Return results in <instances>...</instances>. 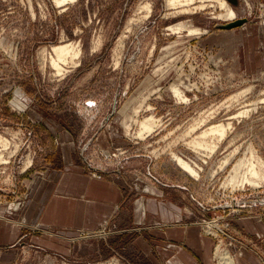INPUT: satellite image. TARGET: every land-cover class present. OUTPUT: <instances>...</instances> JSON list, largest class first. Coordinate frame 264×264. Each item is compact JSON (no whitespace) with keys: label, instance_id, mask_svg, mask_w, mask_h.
<instances>
[{"label":"rangeland","instance_id":"1","mask_svg":"<svg viewBox=\"0 0 264 264\" xmlns=\"http://www.w3.org/2000/svg\"><path fill=\"white\" fill-rule=\"evenodd\" d=\"M147 1L153 12L142 18ZM228 1L236 20H248L243 26L219 28L233 21L218 18L217 6L184 14L166 0H0V150L8 161L0 163V264H145L118 247L112 224L82 228L88 221L79 216L67 226L40 225L32 202L52 168L120 187L123 210L152 197L200 210L201 231L215 240L214 264L221 263L218 246L234 257L243 247L264 264V239L236 222L245 216L264 222V186L225 185L248 148L264 161V0ZM178 23L202 32L168 28ZM67 42L79 56L69 55L59 74L52 49ZM173 83L187 101H179ZM249 108V115L232 118ZM151 115L161 123L139 138V121ZM225 122L232 123L225 139L208 137L214 152L190 144ZM69 131L74 146L64 151ZM174 153L198 163L200 177L182 170ZM54 182L66 184L62 177ZM66 188L57 196L82 200ZM227 204L235 207L224 212ZM214 218L227 236H216Z\"/></svg>","mask_w":264,"mask_h":264},{"label":"crops","instance_id":"2","mask_svg":"<svg viewBox=\"0 0 264 264\" xmlns=\"http://www.w3.org/2000/svg\"><path fill=\"white\" fill-rule=\"evenodd\" d=\"M70 134H73V131H69V141L62 140L70 146L64 144V151L74 146V136ZM105 134V132L100 136L98 134V139L101 141ZM63 158L68 165L72 161L67 153ZM60 177L66 184L63 183L64 185L58 188L54 181ZM44 180L42 187L34 194L35 202H32L38 211L34 214L39 213L40 225L67 226L69 223L80 221H74L75 217L83 216L88 223L79 225L82 228H107L105 225L112 224L111 226L117 230L115 234L120 239L118 247L129 249L131 254L136 253L145 258V264H214L215 240L201 231L198 223L201 220L200 210L182 205L175 200L159 201L154 197L134 205L130 211L126 206L123 210L124 204L121 203L125 196L123 190L104 181L103 178L91 177L85 171L80 175L69 176V168L66 172L52 168ZM68 183L69 188H66L65 192L77 191L82 200L74 201L69 200V197L57 196L59 189L68 186ZM231 207L235 205L227 204L222 209L226 212V209ZM236 222L247 234L251 233L264 239V222L259 218L238 217ZM10 224L13 225V222ZM14 224L19 228L24 225L23 222ZM139 225L143 227L139 228ZM243 249L240 248L235 257L239 261L237 264H261L256 256Z\"/></svg>","mask_w":264,"mask_h":264},{"label":"bare ground","instance_id":"3","mask_svg":"<svg viewBox=\"0 0 264 264\" xmlns=\"http://www.w3.org/2000/svg\"><path fill=\"white\" fill-rule=\"evenodd\" d=\"M68 1L70 2V1H74V0H55V3L58 5H62ZM166 1H167L168 8L171 7V8H177L178 9V6L182 7V10L177 11L178 13H184L185 14V13H189V12L196 11V10L197 11L202 10V9H205L209 6H214V7L217 6L221 9V13L218 14L219 16L217 15L218 18H222V19L227 20V21H234L238 18L237 10H235V8L229 3L228 0H166ZM195 4H197V5H195ZM140 9L141 10L143 9L145 11V15L142 13L144 15L142 18L150 17L152 12H153L152 2L147 1V3L143 4ZM173 13L174 12H172V14ZM132 21H133V18H132L131 22L129 21V23L132 24ZM133 22H137L136 19ZM127 28L132 29L130 24L128 25ZM168 28L174 32H181L182 30L187 29V28H188L187 30L190 33H201L202 32V30L200 28H196V27L195 28H189L184 23L183 24L178 23V25H175V26L173 25V26L168 27ZM203 31L205 32L206 30H203ZM121 43H123L122 38H120V43H119L120 46H121ZM77 47L78 46H76L75 43H69V42H67L65 44L62 43V44L53 46L52 51L55 54V57H52L51 63L53 65V67L56 68V70L59 74L63 73L64 68H63L62 64H65L69 55H71L74 58L79 56L80 50ZM173 84H171V86H172L171 88L174 91L173 93H175L176 96H178L180 98L179 101H181V100L187 101L186 96L183 95L181 90H180L181 88L179 89L180 86L178 87L177 85H175L176 83H173ZM153 91H154V89H153ZM239 96H235V97L233 96L234 100L236 97L239 98ZM233 97H232V99H233ZM232 99H229V100L234 101ZM262 101H263V99H262ZM186 103H188V102H186ZM229 103H231V102H229ZM250 110H252V109H250V108L245 109V110L241 111L238 115L233 116L232 118L247 116L251 112ZM139 111H137V112H139ZM208 115H210V114H208ZM129 118H130V116H129ZM132 120H134V119H132ZM159 122L160 121L154 115L145 117L142 121H139L140 131H138V137L139 138H145L146 134H150V133L154 132L155 129L159 126ZM127 125H129V124H127ZM231 127H232L231 122H228V123L225 122V123H220V124H216V125H211L209 128L203 130L201 132V134H199L196 138L192 139L190 144L193 146V148H196L198 150L199 149L201 150L204 148V149H210L211 152H214L216 150L217 146L209 144L208 140L210 138L208 139V137L217 136L219 140H223L227 137L228 131L231 129ZM128 128L130 129V126H128ZM194 130H196V128H193L189 132L191 133ZM248 149H250V152H249L250 155H245L244 157H241L234 164V166L231 168L230 175L229 176L227 175L228 177L226 179L225 185L228 187H232L233 190H236V189L238 190V188L239 189H245V187L247 185L251 186L253 188H260V187L264 186V161L258 155H256V153L253 149H251V148H248ZM235 151L237 152V149ZM231 153H233V152H231ZM173 156H174V160H176L177 164L181 167L182 170H184L186 173L190 174L193 177H196V178L200 177L202 169L198 163L185 160L184 158L180 157L176 153H174ZM5 162H8V161L5 159V156L3 155V151L0 150V163H5ZM28 162H31V160H29ZM229 162H230V158H229V156H226L225 160H223L222 165L226 166L227 164H229ZM223 166H222V168H223ZM213 174H215V173H213ZM212 228L214 230L217 229L219 232L218 227L216 228V226L213 224H212ZM216 249L218 251L216 257H218V259H220V261H221L220 264H237V259L233 255L231 256V254L229 253L228 250L220 252L221 246H218Z\"/></svg>","mask_w":264,"mask_h":264},{"label":"water","instance_id":"4","mask_svg":"<svg viewBox=\"0 0 264 264\" xmlns=\"http://www.w3.org/2000/svg\"><path fill=\"white\" fill-rule=\"evenodd\" d=\"M248 20L245 18L243 19H238V20H235L233 22H230L228 24H225V25H219L218 27L221 28V29H227V30H230V29H233V28H237V27H240V26H243Z\"/></svg>","mask_w":264,"mask_h":264},{"label":"built area","instance_id":"5","mask_svg":"<svg viewBox=\"0 0 264 264\" xmlns=\"http://www.w3.org/2000/svg\"><path fill=\"white\" fill-rule=\"evenodd\" d=\"M220 218H214L211 222H210V225H211V227H212V224H214V223H217L218 222V220H219ZM215 226H216V224H214ZM217 228V227H216ZM214 230V229H213ZM219 232H223L222 230H220L219 229ZM218 232V235H216V236H220V234H223L224 236H227V234L226 233H219ZM221 243V242H220Z\"/></svg>","mask_w":264,"mask_h":264}]
</instances>
